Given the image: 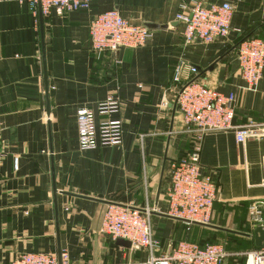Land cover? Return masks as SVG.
<instances>
[{
	"label": "crops",
	"instance_id": "0c3cea01",
	"mask_svg": "<svg viewBox=\"0 0 264 264\" xmlns=\"http://www.w3.org/2000/svg\"><path fill=\"white\" fill-rule=\"evenodd\" d=\"M192 1L95 0L88 10L42 15V26L29 0L0 1V264L25 252L66 251L72 264L148 259L147 251L101 231L109 204L150 211L158 256L188 240L222 244L227 263L245 264V252L263 247L248 210L264 198V137L242 145L233 131L207 133L201 173L218 188L211 220L188 224L168 214L172 163L192 149L176 104L184 82L196 76L235 94L236 125L264 120V76L257 91L245 89L237 60L243 38L264 40V0H199L233 5L232 29L224 40L186 44L177 14ZM110 9L134 23L166 27L152 29L145 45L99 56L90 25ZM110 96L121 100L120 111L100 115L99 104ZM83 106L98 122H123L120 146L80 148Z\"/></svg>",
	"mask_w": 264,
	"mask_h": 264
},
{
	"label": "built area",
	"instance_id": "2783aa9c",
	"mask_svg": "<svg viewBox=\"0 0 264 264\" xmlns=\"http://www.w3.org/2000/svg\"><path fill=\"white\" fill-rule=\"evenodd\" d=\"M2 1V0H0ZM36 14L48 15L55 12L64 16L69 12L88 10L95 0H29ZM235 8L229 2L203 4L193 0L183 3L177 20L184 25L186 44L196 41L211 44L227 39L232 26ZM90 39L94 53H116L122 48H137L145 45L152 36V29L144 23H134L117 9L99 13L90 25ZM239 71L246 82L245 89L257 91L264 76V40L248 36L237 45ZM193 74L197 68H191ZM180 68L176 73L178 81ZM176 104L183 115L185 131L193 137L188 155L172 163L168 190V214L188 224L210 222L218 188L213 179L201 173V150L205 135L214 131H233L238 143L244 145L249 139L264 137V120H250L236 125V96L224 94L216 88L192 76L179 88ZM167 103L163 101L162 106ZM122 102L110 96L98 106V113L110 116L120 111ZM264 115V114H263ZM79 146L82 150L103 146H120L123 140V122L107 118L98 122L94 110L87 106L77 112ZM264 187V155L262 157ZM249 221L264 228V198L249 206ZM101 231L113 239L123 238L131 247L145 250L149 257L131 264H230L229 253L222 244L198 243L182 240L169 245L168 254L158 256L160 248L154 235L150 211L118 204H109L104 212ZM245 264H264V247L245 252ZM10 264H72L66 251L57 253L25 252ZM238 264V263H232Z\"/></svg>",
	"mask_w": 264,
	"mask_h": 264
},
{
	"label": "water",
	"instance_id": "95a60500",
	"mask_svg": "<svg viewBox=\"0 0 264 264\" xmlns=\"http://www.w3.org/2000/svg\"><path fill=\"white\" fill-rule=\"evenodd\" d=\"M40 14V21H41V26H42V14L41 12ZM147 27H149L150 29H155V28H162V27H166V26H162V25H158L156 23H144ZM255 240H256V244L258 246H263L264 247V228L261 226H258L255 230ZM117 244L122 245V246H126V247H131V242L127 239H123V238H118L117 239Z\"/></svg>",
	"mask_w": 264,
	"mask_h": 264
},
{
	"label": "rangeland",
	"instance_id": "374dc122",
	"mask_svg": "<svg viewBox=\"0 0 264 264\" xmlns=\"http://www.w3.org/2000/svg\"><path fill=\"white\" fill-rule=\"evenodd\" d=\"M240 261H241V258H240ZM240 261H239V262H240ZM241 263H242V262H241Z\"/></svg>",
	"mask_w": 264,
	"mask_h": 264
}]
</instances>
